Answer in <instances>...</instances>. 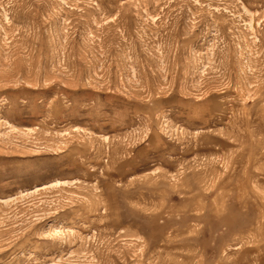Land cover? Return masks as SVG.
I'll return each instance as SVG.
<instances>
[{
	"label": "rangeland",
	"instance_id": "1",
	"mask_svg": "<svg viewBox=\"0 0 264 264\" xmlns=\"http://www.w3.org/2000/svg\"><path fill=\"white\" fill-rule=\"evenodd\" d=\"M0 264H264V0H0Z\"/></svg>",
	"mask_w": 264,
	"mask_h": 264
}]
</instances>
